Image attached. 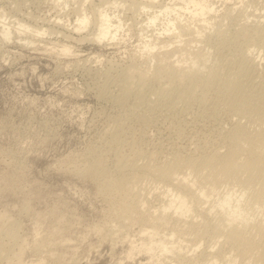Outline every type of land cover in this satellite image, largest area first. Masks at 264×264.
<instances>
[{
	"label": "rangeland",
	"instance_id": "obj_1",
	"mask_svg": "<svg viewBox=\"0 0 264 264\" xmlns=\"http://www.w3.org/2000/svg\"><path fill=\"white\" fill-rule=\"evenodd\" d=\"M127 1L0 0V24L9 22L13 32L7 40L0 35V264H208V251L217 258L212 264H264V235L250 231L260 258L214 236L215 209L206 213L207 206L225 186L207 199L212 203H194L188 218L157 227L147 222L170 198L168 179L148 166L177 155L223 154L239 122L264 134V0H208L215 10L193 19L178 9L179 1L157 0L152 8ZM161 3L178 5V15L168 10L148 25ZM100 7L119 26L113 40L91 39ZM79 10L89 16L82 32L73 29ZM168 20L189 30L157 35ZM17 22L28 26L27 33L40 28L43 34L29 42ZM149 40L154 48L146 47ZM63 45L69 52L60 51ZM205 50L218 75L211 82L204 75L213 62L191 67ZM178 68L191 82L176 79L171 70ZM96 161L105 175L131 181L130 190H102L99 179L78 174L84 163ZM121 163L133 165L124 170L128 174L119 172ZM185 224L198 233L188 234ZM153 229L159 236L176 234L171 240L182 243V255L150 258L141 243Z\"/></svg>",
	"mask_w": 264,
	"mask_h": 264
},
{
	"label": "bare ground",
	"instance_id": "obj_2",
	"mask_svg": "<svg viewBox=\"0 0 264 264\" xmlns=\"http://www.w3.org/2000/svg\"><path fill=\"white\" fill-rule=\"evenodd\" d=\"M155 1H157V0H144V2L140 3V2H137L136 0H130L131 3L129 2L128 5H132V7L137 8L139 6V4H143L142 8H144V7H150V5H152V3ZM175 1L182 2L181 4L183 5V7H178V5H176V7H178V9H180V11H186V13H188V15H191L192 19L195 18L196 16L204 17L208 13H212V11L215 10L213 5L211 7V2L209 3L208 0H174V2L172 0L173 3L171 5L175 4ZM154 5H156V4H154ZM152 7H150V8H152ZM157 7H159V9L157 8L156 11H153L152 15L150 17H148V21H149L148 25L154 26V23L158 20V16L162 15V13H164V17H166V12L168 10H170V11H172V13H176V15H178V11H174V9H176V7L173 8V6H167V4H162V3H161V5H159ZM94 11H96L97 16H98L97 18H95V24L97 27H96V31L92 33L91 39L99 42V41H102L103 39H105L106 37L109 36L110 39H108V40H113L116 37V33L118 32L119 26L117 24H113V21L111 20L110 15H108V13H106L103 10V8L101 9V7H100V9L98 8L97 10H94ZM170 11H168V15H170ZM78 12L77 13L80 15H77L75 23L73 25V29L75 31L82 32L83 30H86V27L89 24V19H88L89 16L87 17L85 14H81L80 10ZM1 15H2V13L0 12V16ZM112 17H114V16H112ZM116 19H118V17H116ZM180 19H182V17H180ZM203 20H204V18H203ZM8 23H2V25L0 24L1 25L0 26V35L3 38V40L9 39L11 33H13L11 30L12 27L9 25L10 23L9 24ZM17 23H18L17 25L19 27L16 30L19 33L20 32L25 33L24 37L31 38L29 42H34V40L37 39V37H39L41 34H43V30H41L40 28L33 31L34 34L30 33V32L27 33L28 32L27 31L28 26L27 25L25 26L24 24H19V22H17ZM118 23H120V21H118ZM200 23H206V21H200ZM13 25H14V23H13ZM206 25H208V23H206ZM121 26L122 25H120V27ZM180 27L182 30H189L188 25L182 26L176 21L168 20V22L166 23V25L164 26L162 31H160V33H158L157 35H162L163 31H164V33H170V32L173 33L172 31L177 30ZM33 29H35V28H33ZM194 29H196V27H194ZM29 30H31V29H29ZM174 34H176V33H174ZM177 34H179V32H177ZM88 35H86V36L84 35L85 37L83 36L82 39H84V38L87 39ZM198 35H200V33H198ZM157 38L158 37H156V40H157ZM27 40H29V39H27ZM150 46H152V47H150ZM53 47H54V45H53ZM146 47L148 49L154 48L155 47L154 42L149 40V42L146 44ZM207 50L211 54L212 51H210L208 48H207ZM207 50H205V53L204 52L201 53V51H200V53H196L194 55V57L191 59V67L192 66L199 67V64H202L204 62L206 63L207 58L209 57V53H206ZM60 51L62 53H67V52H69V48L66 45H63ZM147 51H149V50H147ZM93 58H94V56H93ZM200 60H203L204 62H202V61H201V63L198 62ZM207 62H211L210 63V65H211L213 61L209 60ZM214 63L215 62H213L210 69L205 72V75H204L205 82H211V81L217 79V77H218L216 71L214 69H212ZM253 63H255V62H253ZM256 63H258V62H256ZM204 64H203V66L208 65L207 63H206L207 65L206 64L204 65ZM173 68L175 69V66ZM254 68H256V67H254ZM189 69H191V68H189ZM195 69H198V68H195ZM181 70H179V68H178V70H171V73L172 72L175 73L176 79L178 81L179 80L180 81L187 80L186 82H191V77L188 76L190 74L186 75V73H188V72L185 73L184 68H181ZM198 70H200V69H198ZM169 73H168V76H169ZM253 76L251 75V77H253ZM139 77H141V75ZM139 77H138V79H139ZM166 77H167V75H166ZM174 77L175 76L173 74V79H174ZM230 77H232V76H229V78ZM234 77H237V76L235 75ZM168 78H167L168 82H170V83L174 82L173 79L171 78V76ZM230 79H232V78H230ZM234 80H235L234 82H236V80L238 81L237 78H235ZM254 81L252 80V82H254ZM258 82H260V80ZM180 83H182V82H180ZM233 83H231V84H233ZM237 83H235V85H237ZM257 85H259V84H257ZM260 89L263 90V88H261V87H260ZM263 92H262V94H260V98H259V100L261 99L260 102L264 101ZM201 98H203V97L201 96ZM257 99H255V100L257 101ZM208 100L209 99H207L206 101H208ZM261 116H263V115H261ZM261 116H259L258 118H260ZM261 118H263V117H261ZM261 121H264V120H261ZM261 121H260V123H261ZM246 123H249L248 120ZM248 125H250V124H248ZM247 128H248L247 125H245V127H244L243 125H241L240 122L234 128H231L232 130L229 133L230 135H229V139H228L229 146L227 147L226 151L224 150L225 153L222 152L223 154L217 153V151H215V153H210V156L207 155V157H204V158L202 157L200 159H196V158L192 159L193 157L192 158H185V156H184V158H182L181 156L179 157V155L176 154L177 157L172 159L171 162L168 161L169 163L167 162V164L165 163V165L161 164V166L160 165H158V166L155 165V166H151V167L148 166L147 167V168H149L148 170L151 171L152 173H154V175L156 174L158 177L159 176L162 177L163 180L165 179L164 181H166V179H168L169 182H167L166 184L167 185L169 184L170 187L173 186V189H172V187L171 188L167 187V186L165 187V190H166L168 196H170V198L167 199L166 204L164 203L163 206H161V208H159V210H157V213H152V211H153L152 210L150 212L152 214L147 215V217H149V221H147V222H149L151 224V226L154 224L153 226L157 227V226L166 224V222L169 223V220L171 222V219H174L176 221H180V220H182L181 218L184 217L185 214L187 215L186 217L188 218V216H190V215H188L187 213L190 212L191 209H193L192 206H194V203H196L197 205L199 204V206H201V204H203V203L211 202L212 200L208 201L207 199H210L212 196L218 194L220 191V188L222 189L225 186L226 190L222 192V190H223L222 189L220 191L222 194H220V195L218 194L219 198L217 199V201L216 202L214 201L215 203L211 202L212 204L207 206L208 209H207L206 213H208V212L210 213L215 209L214 210V219L215 220H212L213 218L211 219L212 221H215V222H213L214 225L212 224L213 225L212 227L214 230L213 233L215 234L214 236L223 237L224 243H227V244H229V246L236 248L238 252H240L243 255H246L248 258L252 257L253 253L254 254L257 253L259 255L258 257L260 258L261 252L255 250V246L257 244L256 243L257 241L254 240V236H258V238H259L262 235H264V134L260 130L253 131V128H252V131L251 130L249 131ZM193 147H195V146L193 145ZM216 150H218V148ZM194 155H195V153H194ZM202 155L203 154H201V156ZM131 162H132V160H131ZM140 163H142V162H140ZM86 164L87 163H84L85 166L83 165L84 167H81L82 168V169L80 168L81 170H79V168H78V170L80 172L79 173L76 172V173H78V174L82 173V175L84 174L85 176L89 177V179H92V180L99 179V181H100L99 185L102 188V190H108V191L114 190V191H116V190L122 189L121 191H126V192H128L130 190L129 183L131 181H129L128 179H125V178L116 179V178H112L108 175H105V172H104L102 166H100V163L98 161L93 162L91 164L88 163L89 165H86ZM142 164H144V163H142ZM137 165H138V163H137ZM129 166H133V165L126 164V163L125 164L121 163V164L117 165V167L119 168V172H122V173H124V170L126 172V170H127L126 168ZM138 167H141V166L139 165ZM144 167L146 168V165ZM151 172H150V174H151ZM124 174H128V173H124ZM215 197H212V198H215ZM233 197H234V199H233ZM124 201L125 200L123 199V202ZM202 209H200V210H202ZM154 211H155V209H154ZM259 211L261 212L262 216H260V217L255 216V215L259 214ZM125 215L133 216V215H135V212H133V211L128 212L126 214H123L122 216H125ZM209 216H211V215L209 214ZM182 223L184 224L185 221H183ZM178 225L179 224H177V226ZM188 225H186V226H188ZM174 226H176V225H174ZM189 226H188V228L185 227V230L191 228ZM182 227H184V226H182ZM119 230H121V229H119ZM139 230H141V228ZM143 230L145 231L147 229H143ZM143 230H141V231H143ZM190 230H192V231H190L191 234H193L192 233L193 231L196 234L198 233V229L196 227L194 229H190ZM250 231H251V233L253 231L254 236H253V234L252 235L250 234ZM172 232H174V231H172ZM190 232L188 234H190ZM158 234H159V232L155 231L154 229L150 232H147L146 233V239L144 238L143 242L141 243V249L143 251L149 253L150 258L153 257L154 254H156L157 252L159 253L158 254L159 256H165L166 254L171 253L175 257L179 258L182 255L181 250H184L183 245H181L182 243L179 244L178 243L179 241L177 242L175 239L171 240V236L173 235V233H170L168 235L164 234L162 236H159ZM174 235H176V234H174ZM13 236H15V234L14 235L10 234V237H13ZM221 237H219V239ZM192 238H193V236H192ZM182 240H183V238H182ZM218 242L219 241H217V243ZM63 244H66V243L63 242ZM197 245H200V244H197ZM208 246H210V245H208ZM197 247H199V246H197ZM211 249H212V247H211ZM186 250L190 251V249L189 250L186 249ZM191 250H192V248H191ZM199 250H201V249H199ZM193 251H194V249L192 250V252ZM209 252L210 251L207 252L208 253L207 256H209L210 258L208 259L207 263L212 264V263L217 262L216 256L212 255L213 253L211 254V252L210 253ZM194 254H196V253H194ZM255 256H257V255H255ZM255 256H253V257H255ZM190 258H192V257H190ZM198 258L199 257H197V258L195 257L194 260H196V262H198L197 261V260H199ZM227 258H229V257H227ZM163 259H164V257H163ZM226 261L227 260H225V262ZM202 263H204V262H202ZM228 263L232 264V260L229 259Z\"/></svg>",
	"mask_w": 264,
	"mask_h": 264
}]
</instances>
